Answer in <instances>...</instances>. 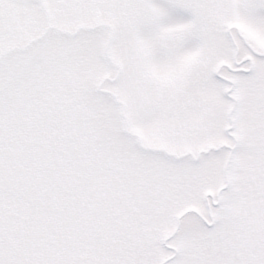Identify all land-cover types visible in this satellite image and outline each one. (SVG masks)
<instances>
[{"label":"snow or ice","instance_id":"6c2138e0","mask_svg":"<svg viewBox=\"0 0 264 264\" xmlns=\"http://www.w3.org/2000/svg\"><path fill=\"white\" fill-rule=\"evenodd\" d=\"M0 264H264V0H0Z\"/></svg>","mask_w":264,"mask_h":264}]
</instances>
